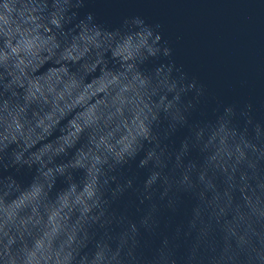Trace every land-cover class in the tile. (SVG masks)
Masks as SVG:
<instances>
[{
  "label": "clouds",
  "instance_id": "9594fccd",
  "mask_svg": "<svg viewBox=\"0 0 264 264\" xmlns=\"http://www.w3.org/2000/svg\"><path fill=\"white\" fill-rule=\"evenodd\" d=\"M85 3L0 0V264H264V116Z\"/></svg>",
  "mask_w": 264,
  "mask_h": 264
},
{
  "label": "water",
  "instance_id": "95a60500",
  "mask_svg": "<svg viewBox=\"0 0 264 264\" xmlns=\"http://www.w3.org/2000/svg\"><path fill=\"white\" fill-rule=\"evenodd\" d=\"M118 26L139 15L160 24L171 59L206 87L210 106L253 103L264 116V0H86L80 15Z\"/></svg>",
  "mask_w": 264,
  "mask_h": 264
}]
</instances>
